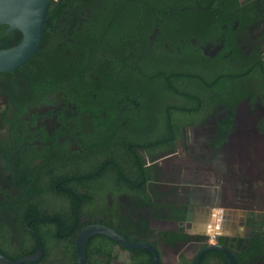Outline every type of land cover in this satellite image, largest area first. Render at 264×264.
I'll use <instances>...</instances> for the list:
<instances>
[{"label":"flooded vegetation","instance_id":"flooded-vegetation-1","mask_svg":"<svg viewBox=\"0 0 264 264\" xmlns=\"http://www.w3.org/2000/svg\"><path fill=\"white\" fill-rule=\"evenodd\" d=\"M74 2L77 25L46 27L30 60L0 73V248L22 257L40 242L37 264H75L77 235L101 225L130 242L152 244L159 264H172L171 256L175 264H192L210 243L244 254L246 264H264L263 86L246 79L229 127L222 107L211 117L203 108L183 112L191 123L165 125L155 100L140 95L137 72L114 63L127 50L132 53L124 56L138 64L140 55L133 52L140 39L128 42L119 36L125 30L105 36L107 30L91 22L118 1ZM253 5V21L241 28L237 22L233 31L243 55L255 57L264 53V0ZM102 24L112 23L102 18ZM227 37L224 31L211 42L189 41L203 56L218 48L214 58ZM105 47L108 60L95 61ZM242 64L264 73L256 59ZM146 172L150 179L144 182ZM236 211L243 213L238 224L231 221ZM213 212L215 222L221 220L218 236L189 230L197 213ZM94 237L86 244V264L152 262L151 253L146 261L140 250L112 240L101 247ZM203 257L199 264H224Z\"/></svg>","mask_w":264,"mask_h":264},{"label":"trees","instance_id":"trees-1","mask_svg":"<svg viewBox=\"0 0 264 264\" xmlns=\"http://www.w3.org/2000/svg\"><path fill=\"white\" fill-rule=\"evenodd\" d=\"M73 1H50L47 11L50 23L47 28L77 25L78 6ZM117 1L112 11L106 10L107 12L93 15L91 22L95 25L98 22L96 27L99 29L105 28L107 30L105 36L110 30H125L126 32L119 36L128 38V42L140 39V45L134 48L133 52L134 56L140 55L138 64L131 62L132 55L124 56L132 53L127 50L121 52L122 56L116 57L114 63L120 70L137 72L140 95L151 96L155 100V105L162 109L159 116L165 115L164 119L160 120L163 124L174 122L189 124L191 120L182 115L183 112L189 113L203 108L204 114L211 117L217 114L219 107H222L226 111L225 123L229 127L233 118V108L243 97L246 79L252 77L255 84L260 83L264 88V73L257 72L252 64H242L246 60L256 59L260 62L259 68L264 71V53L259 52L255 57L252 54L244 56L235 43L233 31L235 23L238 22V27L241 28L253 21L254 0H133L127 6H124L125 0ZM67 2L71 3L70 6ZM64 13L68 14L65 20L61 18V14ZM102 18L106 24L107 22L112 24L106 27L102 24ZM157 24L159 35L155 42L161 44L159 47L148 38ZM224 25L226 29L223 28ZM4 28L0 26V36ZM224 31L228 33L227 41L214 58L203 56L189 41L190 38H196L199 43L211 42L213 36ZM44 35L46 30L41 45L44 42ZM20 38L19 32H13L3 40L2 48L7 49L16 45ZM180 40L183 43H179ZM165 42L168 43V48L163 46ZM177 46L180 47L179 51L176 49ZM99 51L101 52H97L95 61L108 60L106 47ZM91 64L92 59L88 60L85 66L89 67ZM173 101L175 105H172ZM148 179L150 177L146 172L144 182ZM94 238L101 247L112 243L103 236ZM204 240L206 238L200 241ZM0 253L12 260L21 257V255L13 257L1 248ZM140 253L146 257V261L151 259L149 251L140 250ZM25 254L29 253L22 255ZM235 257L238 264H246L244 254ZM210 258H219L227 264L225 257L219 252L205 254L203 262Z\"/></svg>","mask_w":264,"mask_h":264},{"label":"water","instance_id":"water-1","mask_svg":"<svg viewBox=\"0 0 264 264\" xmlns=\"http://www.w3.org/2000/svg\"><path fill=\"white\" fill-rule=\"evenodd\" d=\"M51 0H0V26H4L0 36V73L14 71L25 65L37 51L43 32L49 25L47 11ZM19 32L20 41L7 49L2 48V42L13 32ZM218 48L204 54L213 57ZM211 237L219 235L217 229L209 233ZM94 236L106 237L128 250H146L153 258L150 264H159V252L152 244L130 242L117 231L101 225H92L81 230L75 241V264H86V244ZM221 253L228 264H238L234 254L226 247L210 243L196 255L192 264H199L201 258L208 252ZM43 256V246L39 242L35 252L12 260L0 253V264H37Z\"/></svg>","mask_w":264,"mask_h":264},{"label":"crops","instance_id":"crops-1","mask_svg":"<svg viewBox=\"0 0 264 264\" xmlns=\"http://www.w3.org/2000/svg\"><path fill=\"white\" fill-rule=\"evenodd\" d=\"M197 214H198V219L196 222L191 224L189 230H193L196 233H201L203 231L206 233H211L219 227L221 220L219 218L215 222V212H213V216H211V213L207 214L206 216L201 213H197ZM231 221L237 223L236 217L234 215H231Z\"/></svg>","mask_w":264,"mask_h":264},{"label":"rangeland","instance_id":"rangeland-1","mask_svg":"<svg viewBox=\"0 0 264 264\" xmlns=\"http://www.w3.org/2000/svg\"><path fill=\"white\" fill-rule=\"evenodd\" d=\"M241 38H242V40H241V45H242V47H243V49H244V48H245V40H244L243 35L241 36ZM163 100H165V99H163ZM262 209H263V211H264V207H263V206H262ZM230 212H231V211H229V214H230ZM232 215H234V216L236 217L237 224L240 222V220H241L242 217H243V216H242L243 213H242L241 211L233 212ZM237 228H238V227H237ZM239 229L242 230V227H240ZM169 261H170V263L175 264L176 259H175L173 256H171V257H169Z\"/></svg>","mask_w":264,"mask_h":264}]
</instances>
